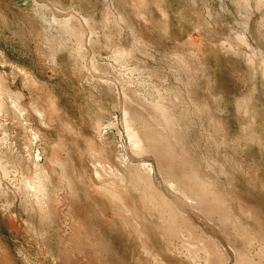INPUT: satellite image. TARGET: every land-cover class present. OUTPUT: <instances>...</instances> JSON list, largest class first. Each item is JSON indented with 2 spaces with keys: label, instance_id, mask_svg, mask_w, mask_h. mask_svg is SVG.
<instances>
[{
  "label": "rangeland",
  "instance_id": "obj_1",
  "mask_svg": "<svg viewBox=\"0 0 264 264\" xmlns=\"http://www.w3.org/2000/svg\"><path fill=\"white\" fill-rule=\"evenodd\" d=\"M245 1L0 0V264H202L205 235L264 264V0ZM160 96L172 154L144 135L170 131ZM167 174L209 183L236 226ZM154 192L192 237L170 239Z\"/></svg>",
  "mask_w": 264,
  "mask_h": 264
},
{
  "label": "bare ground",
  "instance_id": "obj_2",
  "mask_svg": "<svg viewBox=\"0 0 264 264\" xmlns=\"http://www.w3.org/2000/svg\"><path fill=\"white\" fill-rule=\"evenodd\" d=\"M247 1V0H246ZM245 1V2H246ZM264 2V1H263ZM247 5V4H246ZM248 8V7H247ZM164 14V13H163ZM65 19V18H64ZM53 20H54V22L56 23V24H58L59 25V27H61V24H60V22H59V20L57 19V18H53ZM63 24H64V22H63ZM49 26L51 27V24H49ZM61 29H63V28H61ZM66 29V28H65ZM57 30V29H56ZM64 33V32H63ZM59 35H61V34H59ZM67 35V34H66ZM243 35V34H242ZM62 36V35H61ZM240 37V35L238 36V38ZM239 39H241V40H243V41H245L244 40V38H243V36L242 37H240ZM253 61H254V59L253 58H251ZM256 64V63H255ZM158 92H159V90H158ZM158 94V93H157ZM161 96H160V101L157 99V100H155V99H152L151 101H150V103H151V105H152V109L154 108V109H156V110H158V112L157 113H160L161 114V118H163V126L164 127H166V129L168 128L170 131H169V133L167 134L166 132L167 131H165V132H163V131H161V132H163V133H160V136H158V134H157V131H155L154 129H153V125L152 124H150V125H152L153 127H150L149 129H147L148 131L146 132V134H144V135H147L148 136V138L151 140V142H155L156 143V141L158 142V143H160V144H162V145H164L163 146V149L166 151V154H172L173 153V145L172 144H174V142L172 143L171 142V140H174V136L175 135H173L172 136V138L173 139H171L170 140V138H168V136L170 137V134H175V132L173 133L172 131H174V129H173V127H174V123H175V120L172 118V115H171V113L169 112V108H167V106H165V104L162 102L163 101V98H162V101H161ZM150 108H151V106H150ZM156 111L154 110V113H155ZM126 113V112H125ZM128 113V112H127ZM159 114V115H160ZM127 115V114H126ZM158 115V116H159ZM160 117H159V120H161L160 119ZM174 120V121H173ZM156 121V120H155ZM153 122V123H157V122ZM162 122V121H161ZM161 124V123H160ZM160 124H159V122H158V124L157 125H159V127H160ZM149 126V125H148ZM147 126V127H148ZM128 127V126H127ZM162 127V126H161ZM157 129V128H156ZM165 129V130H166ZM130 130H131V127H130ZM144 130H146V129H144ZM160 130V129H159ZM144 132V133H145ZM165 134V135H164ZM136 134H134L133 136H135ZM168 135V136H167ZM179 136V135H178ZM136 137H137V135H136ZM144 137H146V136H144ZM133 139H135V138H133ZM147 140V139H146ZM135 141V140H134ZM136 141L138 142L137 144H141V143H139L140 142V139L138 140V138H136ZM175 141V140H174ZM176 141H179V140H176ZM157 143V144H158ZM172 143V144H171ZM176 143V142H175ZM151 144V143H150ZM152 145V144H151ZM175 145V144H174ZM141 146V145H140ZM143 147V146H142ZM159 147V146H158ZM175 147V146H174ZM162 148V147H161ZM145 149L143 148H141L140 149V151H144ZM147 152H148V150H147ZM183 153V152H182ZM175 155H177V154H175ZM182 157V156H181ZM181 160V159H180ZM4 168V167H3ZM2 170V169H1ZM41 173V172H40ZM144 173V172H143ZM189 174H191V173H189ZM195 174V173H194ZM168 175V174H167ZM140 176V175H139ZM193 176V175H192ZM195 176V175H194ZM43 177V176H42ZM146 177V176H145ZM38 178V177H37ZM141 178V177H140ZM165 178H166V176H165ZM44 179H46V178H44ZM48 179V178H47ZM142 179V178H141ZM145 179H147V178H145ZM149 179V178H148ZM148 179H147V183H150V181L148 182ZM192 179V178H191ZM39 180V179H38ZM150 180V179H149ZM40 181V180H39ZM204 180H202V181H199L198 180V178H196V177H194L192 180H191V188H190V190H187V189H185L184 187H182L181 186V184L179 183V182H177L172 176H170V175H168V177L166 178V180H165V182H167L170 186L169 187H171L176 193H179L180 195H182L183 197H184V199L185 200H187L188 202H190V204H189V206L190 205H193V207L192 208H194V206L195 205H198L197 206V208H199V207H204V210H206L207 212H208V214H207V216H205L204 214H203V216H205L206 218L208 217V215L210 216H216V218L220 221L219 222V225H220V223H222L223 225H225V224H227L228 222H230V224H233V225H235V223H234V221L232 220L233 218L231 217L230 218V216H231V213L229 214V213H227V210H226V203L224 204L223 203V201H221L220 199H222V198H220V199H218L219 197H218V194H215L214 192H212V190H211V187H210V185H208L207 184V182L205 183V182H203ZM206 181V180H205ZM26 182V181H25ZM46 182V181H45ZM210 182V181H209ZM40 183H42V182H40ZM141 183V182H140ZM146 183V182H145ZM36 184H37V182H36ZM35 184V185H36ZM167 184V185H168ZM41 185V184H40ZM40 185L38 186V190L37 191H39L40 192V190L41 191H43V188L41 189L40 188ZM214 185V184H213ZM212 184H211V186H213ZM43 186V185H42ZM189 186V185H188ZM188 186H186V188L188 187ZM145 187H147V186H145ZM151 187V186H150ZM33 188V187H32ZM148 188V187H147ZM152 188V187H151ZM36 189V188H35ZM45 189V188H44ZM150 189V188H149ZM214 189V188H213ZM32 190V189H31ZM111 190V189H110ZM109 190V192H110V194H111V191ZM144 190H145V188H144ZM148 190V189H147ZM108 191V190H107ZM174 191L172 192V193H174ZM34 192V191H33ZM36 192V191H35ZM38 192V193H39ZM45 192V191H44ZM117 192V191H116ZM153 192V191H152ZM108 193V192H107ZM122 193V192H121ZM148 193V192H147ZM156 193H158L157 191H156ZM160 193V192H159ZM31 194V193H30ZM41 194V193H40ZM39 194V195H40ZM44 194V193H43ZM109 194V195H110ZM117 194V193H116ZM119 194V193H118ZM151 194H153V193H151ZM178 194V195H179ZM35 194L33 193V196H34ZM38 195V194H37ZM108 195V196H109ZM113 196H112V198L111 199H113V197H114V194H112ZM155 195V192H154V194H153V196L152 197H156V195ZM159 195V194H158ZM175 195H177V194H175ZM217 195V196H216ZM118 196V195H117ZM147 196H148V194H147ZM163 196V195H162ZM122 197V196H121ZM149 197V196H148ZM183 197H182V199H183ZM218 197V198H217ZM223 197V196H222ZM38 198V197H37ZM40 198V197H39ZM44 198V197H43ZM116 198H118V197H116ZM120 198V197H119ZM157 198V197H156ZM36 199V198H35ZM121 199H123V198H121ZM148 199V198H147ZM154 199V198H153ZM230 199V198H229ZM37 200V199H36ZM155 200V202H154V205L156 204L157 205V207H159V208H161L160 210H161V212H159V214L161 213V218H162V220L165 222V223H167V225L169 226L168 227V229L169 230H167V231H169V232H167V233H169L168 235H169V237H170V239L172 240V239H177V237L180 235V232H181V234L182 235H185V233L187 234H189L190 236H191V234H190V232H192V229H191V227H190V225H188V223H189V215H187V214H184L182 211H175L174 210V205H171V203L169 204V202L168 201H166L164 198H161V197H159V198H157V199H154ZM176 200V199H175ZM178 200V199H177ZM122 201V200H121ZM157 201V202H156ZM232 201V200H231ZM116 202V201H115ZM152 202V203H153ZM38 203V202H37ZM123 203H125V202H123ZM40 204H42V203H40ZM151 204V203H150ZM228 204V203H227ZM153 205V204H152ZM155 205V206H156ZM173 206V207H171V206ZM176 205V204H175ZM179 205H182V203L181 204H179ZM39 206V205H38ZM46 206V205H45ZM40 207V206H39ZM43 208V207H42ZM42 208H40V209H42ZM45 208V207H44ZM181 208V207H180ZM196 208V207H195ZM194 208V209H195ZM129 209V208H128ZM157 209V208H156ZM177 209V208H176ZM228 209H229V207H228ZM180 210V209H179ZM42 211V210H41ZM45 211H47V210H45ZM157 211H158V209H157ZM198 212H200V210H198ZM206 212V213H207ZM228 212H229V210H228ZM231 212V211H230ZM43 213V212H42ZM47 213V212H46ZM43 214H45V213H43ZM159 216V217H160ZM209 218V217H208ZM207 218V219H208ZM216 218L214 219L215 220V222H216ZM231 219V220H230ZM209 220V219H208ZM213 220V219H212ZM213 220V221H214ZM217 220V221H218ZM241 220V219H240ZM255 221V220H254ZM192 222V221H191ZM165 223H164V225H165ZM193 223V222H192ZM229 224V225H230ZM241 224V223H240ZM242 224L244 225V223L242 222ZM241 224V225H242ZM223 225H221V226H223ZM195 226V225H194ZM194 226H192V227H194ZM236 226V225H235ZM239 226V225H238ZM245 226V225H244ZM247 226V225H246ZM245 226V227H246ZM196 227V226H195ZM194 227V229H196ZM230 227V226H229ZM243 227V226H242ZM232 228V227H231ZM167 229V228H166ZM198 229V228H197ZM234 229V228H233ZM233 229L231 230V231H233ZM181 230V231H180ZM243 230V229H242ZM194 231V230H193ZM195 231H198V230H195ZM239 231H240V228H239ZM238 232V231H237ZM240 232H243V231H240ZM245 232H247V230L246 231H244L243 233H244V235H245ZM200 233V232H199ZM232 233V232H231ZM230 233V234H231ZM235 233V232H234ZM239 233V232H238ZM247 233H250V231L248 230V232ZM188 234L186 235L187 237H190V236H188ZM193 234V233H192ZM196 234V233H195ZM241 234V233H240ZM253 234V233H252ZM235 235H237V233L235 234ZM250 236H251V233L249 234ZM193 236V235H192ZM191 236V237H192ZM201 237H202V233H201V235H200ZM199 236V237H200ZM253 236H255V235H253ZM253 236H252V238H253ZM184 237V236H183ZM186 237V238H187ZM195 237H196V235H195ZM227 237V236H226ZM245 237V236H244ZM243 237V238H244ZM256 237V236H255ZM180 238H181V236H180ZM228 238V237H227ZM241 238V237H240ZM249 238H251V237H249ZM144 239V238H143ZM196 239H199V241H198V243L200 244V245H202L201 247L200 246H198V247H194L193 248V246L191 245V246H189V248L187 247H185V246H183V249L184 248H186V250H187V255H189V258H186V259H193L194 257H192V256H194V254L196 253V252H198V251H200V253L202 252L203 253V255L202 256H204V261H202L203 263L202 264H224V257H223V254H222V252H221V250L219 249L220 247H218V242L215 240V239H213V238H209V237H206V235L205 236H203V238L201 239V238H196ZM231 239V238H230ZM235 239H236V237H235ZM256 240H257V238H255ZM180 240V239H179ZM190 240H192V239H190ZM193 240H195V239H193ZM192 240V241H193ZM250 240V239H249ZM253 240V239H252ZM263 240V238H261V240L259 239V241L261 242ZM143 241V240H142ZM173 241V240H172ZM196 241V242H197ZM201 241V242H200ZM241 241V240H240ZM246 241H247V239H246ZM245 241V243L247 244V242ZM264 241V240H263ZM185 242H187V241H185ZM194 242V241H193ZM193 242H192V244H193ZM250 242V241H249ZM248 242V243H249ZM255 241L253 240V243H254ZM171 243V242H170ZM182 243H183V241H182ZM242 243V242H241ZM259 243V242H258ZM252 244V243H251ZM183 245V244H182ZM189 245V244H188ZM194 245H196V244H194ZM243 245V244H242ZM259 245H261V243L259 244ZM254 246H256V245H254ZM254 246L252 245L251 247L252 248H254ZM261 246H263V245H261ZM174 247V246H173ZM257 247V246H256ZM259 247V246H258ZM144 248V250L146 249L145 247H143ZM182 248V247H181ZM250 248V247H249ZM262 248V247H261ZM148 249V248H147ZM152 249V248H151ZM170 249V248H169ZM173 249V248H172ZM177 250H179L178 248H176ZM239 249V248H238ZM260 249V248H259ZM194 250H195V252H194ZM223 250V249H222ZM253 250V249H252ZM258 250V249H257ZM261 250H263V249H260L259 251L261 252ZM155 251V250H154ZM236 251H238L237 249H236ZM258 251V252H259ZM147 252H149V251H147ZM178 252V251H177ZM181 252V251H180ZM224 252V251H223ZM250 252V251H249ZM256 252V251H255ZM259 252V253H260ZM150 253V252H149ZM153 253V252H152ZM152 253H151V257H153V255H152ZM183 253V252H182ZM199 253V252H198ZM199 253V254H200ZM148 254V253H147ZM180 254V253H179ZM192 256H191V255ZM225 254V253H224ZM238 254V253H237ZM242 253L240 252V262H239V264H261L258 260H259V258H258V260H257V262L254 260V257H252V255H251V257L250 256H244V254L243 255H241ZM254 254V253H253ZM257 254V253H256ZM150 255V254H149ZM197 255V254H196ZM259 255H261V254H259ZM263 255V254H262ZM159 256V255H158ZM183 256H185V255H183ZM191 256V257H190ZM150 257V258H151ZM186 257V256H185ZM201 257V256H200ZM255 257H257V256H255ZM260 257V256H259ZM263 257V256H262ZM154 258V257H153ZM157 258V257H156ZM156 258H155V261H156ZM198 258V257H197ZM202 259H203V257H201ZM226 258V257H225ZM159 259V258H158ZM199 259V258H198ZM202 259H200V261L202 260ZM262 259V258H261ZM260 259V260H261ZM162 260V259H161ZM193 260H195V259H193ZM263 260H264V258H263ZM153 261V260H152ZM160 261V260H159ZM192 261V260H191ZM198 261V260H197ZM194 262V261H193ZM238 262V261H237ZM264 262V261H263ZM154 263H156V262H154ZM195 263V262H194ZM194 263H192V264H194ZM153 264V263H152ZM158 264H159V262H158ZM160 264H163L162 262L160 263ZM238 264V263H237Z\"/></svg>",
  "mask_w": 264,
  "mask_h": 264
}]
</instances>
